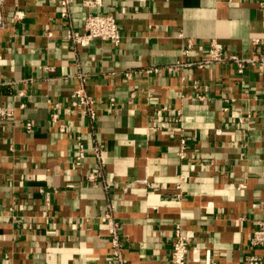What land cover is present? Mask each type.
I'll return each instance as SVG.
<instances>
[{
    "label": "crops",
    "instance_id": "0c3cea01",
    "mask_svg": "<svg viewBox=\"0 0 264 264\" xmlns=\"http://www.w3.org/2000/svg\"><path fill=\"white\" fill-rule=\"evenodd\" d=\"M85 1L69 19L60 0L3 9L0 264H110L109 203L128 264H171L177 222L192 239L189 264H205L207 249L214 264H244L264 220V66L239 72L208 48L264 49V0ZM89 12L114 14L122 41H69L68 23L81 30ZM80 87L96 98L94 120L71 104ZM97 145L109 187L87 179Z\"/></svg>",
    "mask_w": 264,
    "mask_h": 264
},
{
    "label": "built area",
    "instance_id": "2783aa9c",
    "mask_svg": "<svg viewBox=\"0 0 264 264\" xmlns=\"http://www.w3.org/2000/svg\"><path fill=\"white\" fill-rule=\"evenodd\" d=\"M7 0H0V28L6 25L3 9ZM73 0H60L62 6L61 15L69 19L70 6ZM95 0H86L87 5L93 6L96 4ZM25 12L17 9L15 11V19L20 20L24 17ZM67 39L73 44H80L82 46L88 45L94 39L108 40L115 44H119L122 41L123 34L121 26L117 17L110 13H95L89 12L85 18L84 26L81 30L68 23ZM188 47L185 49V54L190 55L193 46V40L189 39ZM254 43L259 44V39H255ZM208 54L210 60L216 63H222L225 61H235L239 72H243L247 64H260L264 66V49L259 48L258 51L250 57H240L236 54L227 55L223 44L217 40L212 39L208 48ZM157 70V68H156ZM131 72H127L126 76L130 77ZM114 98H111V104L114 105ZM71 104L73 107H81L82 111L90 116L92 120L96 118V98L89 94L84 88L80 87L73 92ZM59 103H56L58 107ZM166 109L167 106H164ZM52 118L58 120L59 113L54 111ZM66 125L60 124V130L65 131ZM27 130L32 129V122L25 124ZM187 138L181 136V146L185 147ZM13 148V144H11ZM95 156L97 158L96 165L87 173V179L91 182L101 180L105 183V187H109V184L104 181V162L102 148L97 145L94 148ZM183 153V152H181ZM87 155V148L82 142H78V153L76 155V164L82 163L83 159ZM178 187H181L179 184ZM101 219L108 228L109 238L111 242V261L110 264H128V258L125 251V243L120 232V222L116 218L115 208L112 203L108 204V207ZM255 228L253 230L250 246L253 251L248 252L244 258V264H264V220H257ZM192 243V239L189 234L186 233L183 224L177 222L171 238V264H189V251ZM205 264H214V257L210 249L205 251V256L202 259Z\"/></svg>",
    "mask_w": 264,
    "mask_h": 264
}]
</instances>
